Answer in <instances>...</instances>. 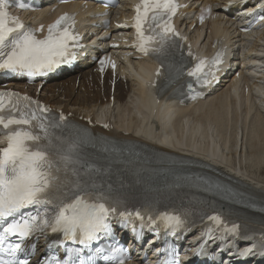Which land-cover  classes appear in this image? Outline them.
Here are the masks:
<instances>
[{
    "label": "snow or ice",
    "instance_id": "snow-or-ice-1",
    "mask_svg": "<svg viewBox=\"0 0 264 264\" xmlns=\"http://www.w3.org/2000/svg\"><path fill=\"white\" fill-rule=\"evenodd\" d=\"M177 8L175 0H140L134 9L136 43L133 47L160 62L157 76L164 67L161 57L177 46L179 34L172 24ZM7 9L6 0H0V70L31 79L74 58L75 49L80 45L73 16L61 15L48 26L43 38H37ZM209 11H202L201 23ZM253 15L264 20V15L255 12ZM188 55L193 54L189 51ZM222 55L217 51L211 60H198L186 74L198 86L206 87L215 78V66L222 63ZM100 64L103 71L104 61ZM112 67L115 69V63ZM188 87L191 90L193 86ZM49 111L28 96L0 91V264H28L36 243L26 252L25 241L33 237L39 240L41 236L47 239L49 235H59L61 239L49 242V253L41 264H94L92 256L83 255L94 244L96 256L106 264H126L124 249L114 247L110 255H104L105 249L99 244L110 234V220L114 216L127 220L133 212L119 210L120 201L86 178L92 168L85 163L81 152L82 145L91 142L87 131L72 129L67 135L58 134V130L63 133L69 128L66 118L61 114L58 120L54 119ZM194 184L207 192L238 195L205 177H197ZM135 216L144 220L138 210ZM156 219L165 222L171 235L186 223L178 214L165 212L155 218L148 215L150 224ZM208 219L222 222L219 216ZM237 227L233 225V229ZM206 236L208 240L213 239L210 233ZM56 247L64 249L65 258L55 255ZM251 251L249 247L241 256ZM163 264H178V259Z\"/></svg>",
    "mask_w": 264,
    "mask_h": 264
},
{
    "label": "bare ground",
    "instance_id": "bare-ground-1",
    "mask_svg": "<svg viewBox=\"0 0 264 264\" xmlns=\"http://www.w3.org/2000/svg\"><path fill=\"white\" fill-rule=\"evenodd\" d=\"M201 1L217 3L214 11L217 18L209 20L201 28L195 26L190 38L201 40L208 50L213 43L228 46L239 58L240 46L256 36L248 52L240 57L239 80L230 87L221 84L217 95L185 108H175V105L162 100L156 102L146 87V81L156 66L150 61L137 64L128 60L130 73L120 67L112 95L107 76L101 82L91 68L44 86L39 93L40 100L52 109L70 115L72 121L84 125L88 119L93 124L108 123L111 126L109 133L98 127L95 130L114 137L118 142L137 144L170 160L198 166L191 170L192 173L206 171L240 187L243 195H218L225 204L234 203L230 206L232 213L264 222V206H255L256 200L264 201V98H257L260 94L264 97V82L258 84L248 77L250 73L256 74L257 64L264 63V59L258 56L260 51L264 54V48L260 50L264 45V32L243 36L238 31L239 18L231 10V17L224 18L228 0ZM122 8L124 12L127 10L126 3ZM62 9L80 11V6L67 5ZM92 9L89 6V10ZM84 13L81 12V18L85 17ZM40 17L41 20L48 18L42 14H34L30 18L36 20ZM191 26L192 23L189 24ZM262 72H259V81H264V68ZM229 82L232 83L233 78ZM125 84L130 85L129 92L123 90ZM30 90L28 88L27 91ZM109 96L113 97L112 102ZM169 163L156 168L154 179L166 187L186 181L188 176L179 174L180 167ZM161 172L164 175H160ZM158 187L154 186L155 189Z\"/></svg>",
    "mask_w": 264,
    "mask_h": 264
},
{
    "label": "rangeland",
    "instance_id": "rangeland-1",
    "mask_svg": "<svg viewBox=\"0 0 264 264\" xmlns=\"http://www.w3.org/2000/svg\"><path fill=\"white\" fill-rule=\"evenodd\" d=\"M256 38V37H255ZM254 42L251 43H246L245 45L242 46L241 49V55L244 54L245 52H248V50L251 48V46L253 45ZM127 86V87H126ZM77 87V81L75 82V88ZM123 90L125 91H130V85L129 84H125V87L123 86ZM57 92V91H55Z\"/></svg>",
    "mask_w": 264,
    "mask_h": 264
}]
</instances>
